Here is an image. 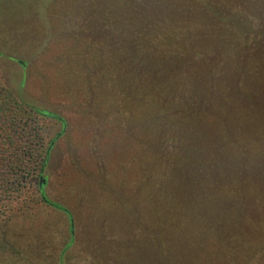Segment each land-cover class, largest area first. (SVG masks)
<instances>
[{"label": "trees", "instance_id": "trees-1", "mask_svg": "<svg viewBox=\"0 0 264 264\" xmlns=\"http://www.w3.org/2000/svg\"><path fill=\"white\" fill-rule=\"evenodd\" d=\"M7 47L23 77L16 90L0 76L4 238L41 201L67 220L61 238L37 227L69 264L73 211L45 191L66 131L46 130L74 120L83 141L104 137L112 190L95 264H233L241 251L236 264H264V0H0Z\"/></svg>", "mask_w": 264, "mask_h": 264}, {"label": "rangeland", "instance_id": "rangeland-1", "mask_svg": "<svg viewBox=\"0 0 264 264\" xmlns=\"http://www.w3.org/2000/svg\"><path fill=\"white\" fill-rule=\"evenodd\" d=\"M255 23L257 26L261 25L257 19ZM0 52L15 58H23L19 53H15L12 47L0 49ZM0 76L6 84L18 90L17 85L23 77V70L17 62L3 56L0 57ZM35 88L39 90L37 85ZM40 104L45 105L43 102ZM48 123L46 130L48 142L63 129L66 132L56 141L55 149L51 153L50 165L45 172L46 176L48 175L46 195L50 201L67 205L73 211V233L76 243L68 257L69 264H95L97 257H94L103 248L98 244V238L100 236L104 240V217L106 221L108 219L110 221V217L115 215L108 200L104 201V192L106 195L112 194L110 185L105 179L108 174L104 168V137L98 138L96 143L93 141L89 144L90 139L83 141L80 138L79 124L74 120H71V126L67 124L66 128L62 123ZM68 134H71L72 141H69ZM67 196L72 198V202H69ZM37 202L32 203L33 211L22 216L24 220L19 218L9 225L12 231L9 230L10 228L8 230L15 238H10L9 234L4 238L2 234L5 233L6 227L0 229V264H23L17 262L14 254L24 249L34 252L36 257L44 256L46 258L44 264L56 263L53 260L57 246L48 245L44 240L46 232L43 230L40 232L37 226L44 225L43 227L48 229L50 234L54 231L57 235L60 228H67V220L49 205L41 201ZM15 222L18 224L14 227ZM58 237L61 238L60 233ZM39 242L43 245L40 246ZM237 251L238 249L234 252ZM241 255L242 257L236 255L232 263L236 264L238 259H244L246 253L241 251ZM243 263L246 264L247 260Z\"/></svg>", "mask_w": 264, "mask_h": 264}]
</instances>
